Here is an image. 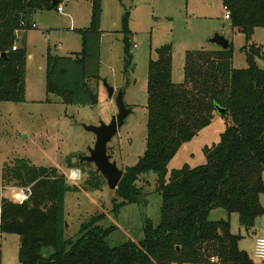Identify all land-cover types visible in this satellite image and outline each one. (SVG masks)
<instances>
[{"label": "trees", "instance_id": "obj_1", "mask_svg": "<svg viewBox=\"0 0 264 264\" xmlns=\"http://www.w3.org/2000/svg\"><path fill=\"white\" fill-rule=\"evenodd\" d=\"M91 1L89 27L75 30L82 37V50L47 55V93L62 97L65 104L98 103L89 81L101 79L103 8L102 0ZM222 1L231 25L248 42L257 28H264V0ZM61 2L52 7L48 0H0V101H26L29 54L25 40L20 47L17 42L33 29L36 12L58 8ZM129 19L126 10L122 30L117 31L124 34L125 74L133 67ZM234 51L233 43L226 50H188L180 83L172 78L171 44L158 48V58L149 61L146 151L135 166L124 169L115 189L122 201L113 199L117 212L141 202L137 181L151 172L157 175L160 218L156 225L146 219L141 241L110 246L112 227L100 224L103 216H93L67 236V194L102 190L107 181L97 170L90 171L83 185H71L56 168L36 166L25 158L5 167V178L13 186L29 188L23 203L3 197L0 207V232L20 238L19 264H255L239 248L242 236L231 231L230 215L239 214L249 231L264 214V68L256 61H264V47L249 45L246 68L234 67ZM220 108L226 128L218 144L206 149V163L185 165L168 176V165L180 147L210 125ZM90 164L79 158L77 167ZM216 208L225 209L228 218L211 220Z\"/></svg>", "mask_w": 264, "mask_h": 264}, {"label": "rangeland", "instance_id": "obj_2", "mask_svg": "<svg viewBox=\"0 0 264 264\" xmlns=\"http://www.w3.org/2000/svg\"><path fill=\"white\" fill-rule=\"evenodd\" d=\"M60 5L64 13L58 12L57 8L36 12L33 18L38 27L19 39L20 42L25 40L28 54L33 55L27 60L26 101H0V207L3 197L16 201L17 192L27 190L13 186L5 178V167L12 165L17 158L28 159L36 166L56 168L71 185H83L90 171L96 170L94 164L77 167L78 155L89 154L96 141L95 135L86 131L83 124L109 123L118 113L115 97L120 91H123L124 101L132 112L109 143L108 150L119 168L124 170L135 166L147 146L149 61L158 58L161 46L171 44L173 47L172 78L176 83L184 80L186 52L214 49L208 39L216 33L224 34L233 43L235 68L248 66L246 49L250 44L264 47V28H257L248 42L246 36L225 17L227 11L222 0H103L100 76L115 88V94L112 98L109 96L101 79L92 80L89 85L98 92L96 105L65 104L62 97L47 93V54L50 51L62 56L82 50V37L71 26H89L91 0H62ZM126 10H130L128 27L132 32L133 56V67L128 74L124 72V34L117 32L122 30ZM256 61L264 68L263 60ZM226 123L225 117L216 114L210 125L185 142L170 161L168 176L174 169L185 165L195 167L206 163V149L218 144ZM72 169L81 170L80 179H70ZM156 181L155 173L142 175L137 181L143 191L141 202L127 204L118 212L114 210L113 199L118 202L122 199L107 184L99 191L68 193L67 236L75 235L80 225L93 216H103L100 224L105 228L112 227L107 236L110 246L141 241L145 237L146 219L149 218L154 225L159 222L162 198L156 190ZM261 201L264 204V193ZM227 214L225 209L216 208L210 212L209 218L226 219ZM230 223L231 231L242 236L239 248L246 251L255 264H264L254 256L256 239L264 237V214L256 219L254 228L249 231L241 225L237 213L230 215ZM19 248L18 235L0 232V264H19Z\"/></svg>", "mask_w": 264, "mask_h": 264}, {"label": "water", "instance_id": "obj_3", "mask_svg": "<svg viewBox=\"0 0 264 264\" xmlns=\"http://www.w3.org/2000/svg\"><path fill=\"white\" fill-rule=\"evenodd\" d=\"M52 7L58 4V0H48ZM210 45L224 50L230 47V40L224 34L216 33L208 39ZM6 54L4 53L3 56ZM103 83L107 87L109 96L112 98L115 94V88L112 87L106 79ZM115 102L118 108V113L114 115L109 123L100 121L97 125L83 124L86 131L92 132L96 141L93 147L89 149V154L79 155L80 162H88L94 164L96 170L106 179L107 185L111 190L118 188V185L123 177L124 170L119 168L117 163L112 160V155L109 153L108 145L112 139L117 135L119 129L124 125L126 118L131 114L132 108L124 101L123 91L118 92L115 97ZM219 114L224 113V109L218 110ZM68 227V223L66 222Z\"/></svg>", "mask_w": 264, "mask_h": 264}, {"label": "built area", "instance_id": "obj_4", "mask_svg": "<svg viewBox=\"0 0 264 264\" xmlns=\"http://www.w3.org/2000/svg\"><path fill=\"white\" fill-rule=\"evenodd\" d=\"M58 11L62 12L63 11V7L59 6ZM227 19H230V13L227 12L226 16ZM32 27H36L35 24L32 25ZM82 172L80 169H72L70 172V179L71 180H78L81 178ZM27 191V192H26ZM21 190L18 191L16 196V202L18 203H23L24 201H26L29 198V188H27V190ZM254 256L263 261L264 262V237H259L256 239V243H255V251H254ZM214 261V259H212Z\"/></svg>", "mask_w": 264, "mask_h": 264}, {"label": "crops", "instance_id": "obj_5", "mask_svg": "<svg viewBox=\"0 0 264 264\" xmlns=\"http://www.w3.org/2000/svg\"><path fill=\"white\" fill-rule=\"evenodd\" d=\"M222 3H223V1H222ZM61 6V5H60ZM102 6H103V10H102V21H101V27L103 28V21H104V18H103V15H104V5H103V0H102ZM57 11H58V9H57ZM40 12V11H39ZM58 12H60V11H58ZM63 13H64V9H63V11H62ZM38 13V12H37ZM37 13H35V15L37 14ZM34 15V16H35ZM71 18V17H70ZM91 18H92V1H91ZM90 18V19H91ZM75 20H77V18L75 19ZM33 21H34V18H33ZM71 22L73 23V19L71 20ZM34 23H35V25H36V27H34V28H37L38 26H37V24H36V22L34 21ZM87 23V22H86ZM90 23H91V20H90ZM231 23V22H230ZM85 25V24H84ZM87 25V24H86ZM90 25V24H89ZM83 27V26H82ZM87 26H85V27H83V28H86ZM89 27V26H88ZM48 29V28H47ZM71 29H74V30H76V29H82V28H77V26L75 27L74 25L73 26H71ZM103 30V29H102ZM104 31V30H103ZM104 34V33H103ZM22 35H25V33H23ZM102 37H103V35H102ZM20 39H21V37H20ZM102 40V39H101ZM21 44H22V42H20L19 41V43H17V46H21ZM136 46V45H135ZM215 48V47H214ZM72 52H77V51H72ZM72 52H70V53H72ZM80 52V51H79ZM69 53V54H70ZM48 55V54H47ZM33 57V55L32 54H29L28 55V59L29 58H32ZM262 202V201H261ZM263 204V203H262ZM264 205V204H263ZM228 215V214H227Z\"/></svg>", "mask_w": 264, "mask_h": 264}]
</instances>
